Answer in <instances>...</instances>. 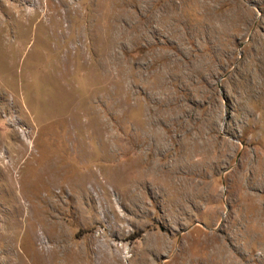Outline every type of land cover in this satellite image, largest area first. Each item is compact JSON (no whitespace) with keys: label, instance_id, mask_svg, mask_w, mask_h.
I'll return each mask as SVG.
<instances>
[{"label":"rangeland","instance_id":"obj_1","mask_svg":"<svg viewBox=\"0 0 264 264\" xmlns=\"http://www.w3.org/2000/svg\"><path fill=\"white\" fill-rule=\"evenodd\" d=\"M0 264H264V0H0Z\"/></svg>","mask_w":264,"mask_h":264}]
</instances>
